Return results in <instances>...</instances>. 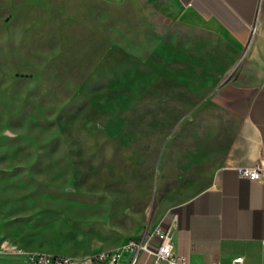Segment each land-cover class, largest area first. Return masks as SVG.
<instances>
[{
    "label": "rangeland",
    "instance_id": "1",
    "mask_svg": "<svg viewBox=\"0 0 264 264\" xmlns=\"http://www.w3.org/2000/svg\"><path fill=\"white\" fill-rule=\"evenodd\" d=\"M160 3L0 0V264H102L204 185L234 43Z\"/></svg>",
    "mask_w": 264,
    "mask_h": 264
},
{
    "label": "crops",
    "instance_id": "2",
    "mask_svg": "<svg viewBox=\"0 0 264 264\" xmlns=\"http://www.w3.org/2000/svg\"><path fill=\"white\" fill-rule=\"evenodd\" d=\"M160 6L173 17L189 13L222 31L237 60L196 108L218 114L211 117L216 125L210 149L194 152L212 160L209 176L194 193L155 214L148 229H170L174 251L186 264H228L236 257L237 264H264V183L237 172L264 163V0H161ZM138 264L152 262L142 253Z\"/></svg>",
    "mask_w": 264,
    "mask_h": 264
},
{
    "label": "built area",
    "instance_id": "3",
    "mask_svg": "<svg viewBox=\"0 0 264 264\" xmlns=\"http://www.w3.org/2000/svg\"><path fill=\"white\" fill-rule=\"evenodd\" d=\"M238 175L253 181L264 183V163L258 162L253 166H240L237 168ZM145 253L152 264H186L184 257L174 251L173 238L170 229L160 224L146 230L141 236L129 238L124 244L112 250L96 253L89 262L102 264H120L123 256L128 254L126 264H138L140 254ZM52 264H71L69 259L55 257L47 260ZM241 262L240 257L234 258L228 264ZM218 264V263H213Z\"/></svg>",
    "mask_w": 264,
    "mask_h": 264
}]
</instances>
